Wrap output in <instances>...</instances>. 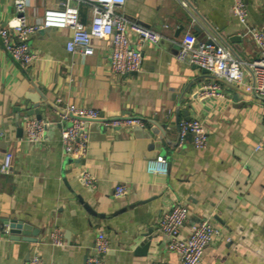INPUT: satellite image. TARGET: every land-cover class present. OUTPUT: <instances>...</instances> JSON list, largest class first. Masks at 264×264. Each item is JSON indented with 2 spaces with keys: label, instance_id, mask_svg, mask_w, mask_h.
Instances as JSON below:
<instances>
[{
  "label": "crops",
  "instance_id": "1",
  "mask_svg": "<svg viewBox=\"0 0 264 264\" xmlns=\"http://www.w3.org/2000/svg\"><path fill=\"white\" fill-rule=\"evenodd\" d=\"M61 1L28 0L27 22ZM246 4L249 25L264 31V0ZM79 8L80 20L88 23L87 8ZM116 12L161 35L157 44H136L131 36L142 53L139 72H112L105 39L93 41L91 55L68 52V29L34 32L29 40L36 58L28 67L14 61L0 41V165L12 153L9 170L0 172V264H28L34 252L43 264H85L100 231L109 242L104 264H174L176 253L158 232L157 219L178 203L189 208L187 226L209 216L220 229L200 264H264V99L175 59L187 32L197 42L214 39L245 64L257 56L232 0H125ZM16 15L13 0H0V27ZM249 72L244 66L245 82ZM214 82L218 96L202 92ZM66 103L94 108L106 118L139 117L143 126L88 121L87 154L67 157L60 139L67 122L59 121ZM36 109L52 124L31 144L22 119L36 118L28 113ZM191 119L207 131L201 149L191 135L179 137L178 122ZM158 155L167 161L166 173L147 170L148 160ZM83 171L93 185L83 183ZM117 185L125 186L120 195L114 193ZM84 203L104 216L91 215ZM11 218L39 229L37 241L22 239V233L10 239L4 220ZM56 228L61 245L50 240Z\"/></svg>",
  "mask_w": 264,
  "mask_h": 264
},
{
  "label": "built area",
  "instance_id": "2",
  "mask_svg": "<svg viewBox=\"0 0 264 264\" xmlns=\"http://www.w3.org/2000/svg\"><path fill=\"white\" fill-rule=\"evenodd\" d=\"M125 0H62L58 7H47L41 18L33 23L27 22L25 11L28 0H13L16 18L0 27L1 45L10 57L22 67H28L36 58L35 51L30 45V36L46 28L68 29L70 31L65 41V49L73 54L88 56L94 52L93 41L105 39L110 42L108 65L116 74L136 73L141 70L142 53L132 44H157L160 33L145 27L137 21L129 20L119 14L116 9L124 4ZM88 7L90 19L83 23L79 18V6ZM232 12L248 33L257 47V56L249 63H244L235 57L230 49L214 39L197 42L195 37L187 32L175 54L179 62L205 69L214 80L235 85H243L245 90L253 92L264 99V31L254 28L248 23V9L246 0H232ZM244 66L248 67L249 80L243 78ZM218 84L214 82L204 86L202 92L209 95H219ZM61 98L57 99V102ZM91 120H100L105 127L143 126V121L135 116H121L106 118L98 110L90 107L76 106L66 103L63 112L59 113V121L67 122L60 130V139L64 155L71 158H82L88 151L87 123ZM51 120L37 119L24 116L22 127L27 142L38 143ZM181 141L188 134L191 135L195 148L201 149L207 144V131L198 119L181 120L178 122ZM4 133L0 131V138ZM257 144L255 149H260ZM12 161V153L6 152L0 165V172L6 173ZM147 170L152 173H166L167 161L158 155L147 162ZM81 180L87 186L93 185V177L88 171H83ZM125 191L124 185H117L116 195ZM189 208L184 204H174L162 212L157 219V230L168 239V248L176 253L177 261L174 264H200L206 247L220 233L209 216L200 217L187 226ZM8 233V227L4 229ZM62 233L54 229L50 233V240L54 245L62 244ZM228 239V238H227ZM109 249V242L103 231L97 233L91 251L86 257L85 264H104V255ZM28 264H43L39 253L34 252ZM149 264H163L160 261H150Z\"/></svg>",
  "mask_w": 264,
  "mask_h": 264
},
{
  "label": "water",
  "instance_id": "3",
  "mask_svg": "<svg viewBox=\"0 0 264 264\" xmlns=\"http://www.w3.org/2000/svg\"><path fill=\"white\" fill-rule=\"evenodd\" d=\"M198 68V66H196ZM204 72H207L205 69H202ZM36 113V118L40 119L41 116L39 114L40 110L36 109V110H30L28 113L32 114V113ZM190 135V134H188ZM84 207L85 209L94 216L97 217H103L104 215L102 213H97L96 211H94L89 205H87L86 203H84ZM5 225L8 227V233L9 238L10 239H19L20 238V234H23V237H21L24 240L27 241H32L35 242L37 241V235L39 233V229H34L29 223H26L22 220H18L15 218H11V219H5L4 220ZM150 244V237H148L147 240H145V242L142 244L143 248L145 250L148 249Z\"/></svg>",
  "mask_w": 264,
  "mask_h": 264
},
{
  "label": "trees",
  "instance_id": "4",
  "mask_svg": "<svg viewBox=\"0 0 264 264\" xmlns=\"http://www.w3.org/2000/svg\"><path fill=\"white\" fill-rule=\"evenodd\" d=\"M85 7V8H87V10H88V7L85 5V4H80V6L79 7ZM80 9V8H79Z\"/></svg>",
  "mask_w": 264,
  "mask_h": 264
}]
</instances>
